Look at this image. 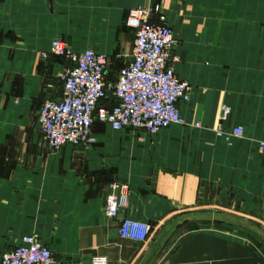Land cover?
<instances>
[{"label": "crops", "instance_id": "0c3cea01", "mask_svg": "<svg viewBox=\"0 0 264 264\" xmlns=\"http://www.w3.org/2000/svg\"><path fill=\"white\" fill-rule=\"evenodd\" d=\"M12 1L23 4L15 5L11 26L0 25L10 27L0 28V257L35 233L59 264H89L96 255L109 264H140L176 218L202 213L194 212L202 200L264 231V94L253 87L247 97L243 76L224 82L203 76L197 66V50L205 53L214 45L207 41L211 34L224 26L219 20L213 27L211 18L247 15L244 10L261 0ZM27 2L29 10L21 13ZM154 5L162 11L150 21L170 16L178 49L185 51L176 71L194 86L189 104L180 105L186 124L149 134L95 123L96 146L50 149L37 113L46 100L62 95L61 74L70 63L41 52L55 38L74 51L95 49L108 56L105 78L114 83L132 55L128 10ZM222 103L231 106L229 124L243 127L242 138L215 136ZM117 185H125L128 205L111 219L104 203ZM125 219L149 225L148 240L120 236ZM196 220L216 224L199 226ZM151 264H264V240L228 222L192 218L170 234Z\"/></svg>", "mask_w": 264, "mask_h": 264}, {"label": "built area", "instance_id": "2783aa9c", "mask_svg": "<svg viewBox=\"0 0 264 264\" xmlns=\"http://www.w3.org/2000/svg\"><path fill=\"white\" fill-rule=\"evenodd\" d=\"M159 6L130 8L126 24L133 30L134 40L130 61L120 69L114 83L105 74L108 56L95 49L72 51L61 39H54L42 57L65 58L70 66L61 74L62 95L46 100L37 113V124L44 142L52 150L70 145L90 148L97 144L92 133L95 123L114 131L130 129L155 134L172 124L184 125L180 103L187 100L190 86L175 73L170 51L175 43L171 28L150 21ZM241 136L236 127L232 132ZM127 205L122 192L108 195L104 212L116 218ZM151 227L125 219L118 234L123 237L148 240ZM0 264H59L52 250L37 234H25L21 242L4 251ZM90 264H108L103 256Z\"/></svg>", "mask_w": 264, "mask_h": 264}, {"label": "rangeland", "instance_id": "374dc122", "mask_svg": "<svg viewBox=\"0 0 264 264\" xmlns=\"http://www.w3.org/2000/svg\"><path fill=\"white\" fill-rule=\"evenodd\" d=\"M36 3H38L36 4V8L39 9V7H41V5H39L41 2H36ZM22 4L23 2H17L12 0H0V25L11 26L13 20L12 19L13 9L16 8L15 5H22ZM30 6L31 5L29 4L28 7V2H27L26 5H24V7L22 8L21 13L22 12L27 13ZM159 8L160 11H162L160 6ZM20 10L21 7L16 10V13L20 12ZM2 12L4 15H2ZM244 12H246L247 15L230 17V18H225V17L211 18V24L213 25V27L217 26L216 23L219 20H221L220 23L221 24L223 23L224 26L221 27L222 29L220 33L211 34L212 38H210V40H207L210 43H214V45L211 44L210 48H207L205 50V53H203L204 50H200V53L199 50H197L198 57L201 58L202 56V60L200 61V64L197 66L199 68H202V70H204L202 73L204 74L203 76H217V78L219 76V78L223 79L224 82L228 78V76H243V81L241 83L243 84L242 87L244 90L243 93L246 94L245 96L254 92L253 87H255L256 90L258 89L260 93L264 94V0H261L260 3L258 4H254L253 7H247L244 10ZM160 18L162 23L159 24H164L169 26L174 34L175 43L170 51V59H171L172 67L176 75L178 76L176 68L178 65H180L181 63L183 64L185 62V57H183L185 51H181L178 49L179 45H181L180 44L181 39L178 37L175 31L176 29L171 22L170 16L167 17L163 13H161ZM7 28H3V29H7ZM55 39H60V38H55ZM181 80L187 82L190 86V94L188 99L180 103V105L181 104L186 105L189 104L192 98L194 86L191 82L185 79H181ZM245 96L244 98H242L244 102L247 101ZM248 99L249 101H247V103L248 102L250 103L251 97ZM259 102L261 104H264V96L261 97ZM180 114L182 116L181 109H180ZM231 116H232L231 106L226 103L220 104L217 114V122L214 127L215 136L224 139H227L229 136H233L236 138H242L244 136V129L242 126L240 125L230 126L229 121L231 119ZM182 118L186 124L187 122L186 118L184 116H182ZM191 123H193L194 127L197 128L201 127L200 122L197 120H193ZM236 127L241 129L242 131L241 136H235L232 133L233 129ZM260 148L261 149L264 148V143L260 144ZM120 191H122L127 196L125 185L115 186L109 195L116 194ZM203 201L204 200L201 201V204H199V206H196L194 212L221 211L218 205L211 206L209 205V202L206 203ZM127 205H128V197H127ZM194 222L195 225L197 224L199 226L207 225V224H216L212 222H203L197 220ZM223 226L228 227L227 225H223ZM97 256L99 255L91 257L89 264L91 263L92 259Z\"/></svg>", "mask_w": 264, "mask_h": 264}, {"label": "water", "instance_id": "95a60500", "mask_svg": "<svg viewBox=\"0 0 264 264\" xmlns=\"http://www.w3.org/2000/svg\"><path fill=\"white\" fill-rule=\"evenodd\" d=\"M200 219V220H208V221H216V222H228L230 224L243 227L249 231L256 233L264 240V231L256 226L253 222L248 220L238 218L226 213L219 212H202V213H184L181 214L178 218H176L156 239L152 248L143 258L140 264H151L161 248L163 247L166 239L170 236V234L182 223L189 219Z\"/></svg>", "mask_w": 264, "mask_h": 264}]
</instances>
